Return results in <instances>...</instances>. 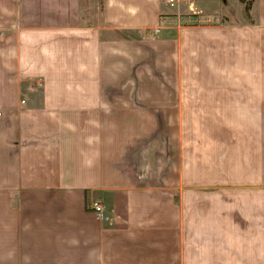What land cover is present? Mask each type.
<instances>
[{
  "label": "crops",
  "instance_id": "obj_1",
  "mask_svg": "<svg viewBox=\"0 0 264 264\" xmlns=\"http://www.w3.org/2000/svg\"><path fill=\"white\" fill-rule=\"evenodd\" d=\"M163 2L0 0V264H264V0Z\"/></svg>",
  "mask_w": 264,
  "mask_h": 264
},
{
  "label": "rangeland",
  "instance_id": "obj_2",
  "mask_svg": "<svg viewBox=\"0 0 264 264\" xmlns=\"http://www.w3.org/2000/svg\"><path fill=\"white\" fill-rule=\"evenodd\" d=\"M251 2L252 0H191L188 4L175 6L163 2L162 8L167 13L182 12L184 20L188 22L221 23L231 21L235 15L248 18L249 14L244 7Z\"/></svg>",
  "mask_w": 264,
  "mask_h": 264
},
{
  "label": "built area",
  "instance_id": "obj_3",
  "mask_svg": "<svg viewBox=\"0 0 264 264\" xmlns=\"http://www.w3.org/2000/svg\"><path fill=\"white\" fill-rule=\"evenodd\" d=\"M166 2L170 6H175V5L188 4L191 2V0H166ZM21 102L24 103V101ZM88 207L91 211L95 213V215L98 217L99 220L111 224L112 217L109 215L105 206L101 202H99L98 200H91L88 203Z\"/></svg>",
  "mask_w": 264,
  "mask_h": 264
},
{
  "label": "trees",
  "instance_id": "obj_4",
  "mask_svg": "<svg viewBox=\"0 0 264 264\" xmlns=\"http://www.w3.org/2000/svg\"><path fill=\"white\" fill-rule=\"evenodd\" d=\"M251 8V4L250 3H247L244 7V10H246V12H248Z\"/></svg>",
  "mask_w": 264,
  "mask_h": 264
}]
</instances>
